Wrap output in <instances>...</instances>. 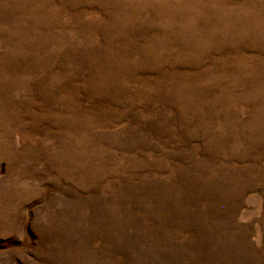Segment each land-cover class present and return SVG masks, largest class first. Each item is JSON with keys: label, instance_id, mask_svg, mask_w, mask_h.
Returning a JSON list of instances; mask_svg holds the SVG:
<instances>
[{"label": "rangeland", "instance_id": "obj_1", "mask_svg": "<svg viewBox=\"0 0 264 264\" xmlns=\"http://www.w3.org/2000/svg\"><path fill=\"white\" fill-rule=\"evenodd\" d=\"M0 264H264V0H0Z\"/></svg>", "mask_w": 264, "mask_h": 264}]
</instances>
